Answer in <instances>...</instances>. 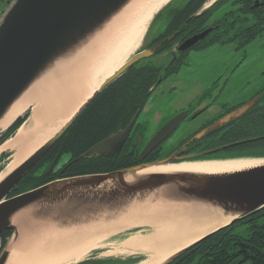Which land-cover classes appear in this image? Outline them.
Instances as JSON below:
<instances>
[{"label": "water", "instance_id": "1", "mask_svg": "<svg viewBox=\"0 0 264 264\" xmlns=\"http://www.w3.org/2000/svg\"><path fill=\"white\" fill-rule=\"evenodd\" d=\"M132 1L12 0L0 18V125L24 95L33 89V86L43 81L51 72L89 45L97 34ZM206 8L208 6L204 5L203 10ZM153 20L148 30H150ZM154 25L155 23L152 27ZM212 30L209 28L193 35L183 43L181 49L195 45L199 40L206 38ZM154 53L155 48L148 47L130 56L70 120L0 179V234L4 231H13L8 239L9 242L6 243L0 254V264H7L12 246L19 239L20 232L17 222L21 218L29 220L34 226L48 225L49 223L65 228L83 226L101 219L103 215L111 211L127 208L134 201H144L150 197L153 199L152 196L175 202L203 203L219 210L225 217L232 216L228 224L203 236L163 263L169 264L215 232L233 226L235 222L264 208V163L235 172L218 174L142 173L149 167L184 161L227 160L242 157L264 159V155L210 157V155L218 154L249 140H241L184 155L181 154L183 149H180L153 162L109 173L83 175L55 181L8 197L46 151L71 127L101 89L115 81L133 65L152 57ZM257 99L239 106L209 127L194 133L186 143L192 144L203 140L216 130L243 117L251 110ZM186 114L187 112H183L175 116L151 137L140 153L141 160L145 159L179 126ZM22 116L16 117L9 127ZM27 121H24L18 130ZM132 125L133 121L124 130L98 143L85 156L118 153L126 141ZM12 136V134L7 135L1 145ZM7 167L1 170L0 174Z\"/></svg>", "mask_w": 264, "mask_h": 264}, {"label": "bare ground", "instance_id": "2", "mask_svg": "<svg viewBox=\"0 0 264 264\" xmlns=\"http://www.w3.org/2000/svg\"><path fill=\"white\" fill-rule=\"evenodd\" d=\"M172 0H133L89 45L33 86L0 125L6 130L16 117L31 108V117L0 146L14 152L0 179L14 169L48 137L58 131L78 109L143 44L155 15ZM210 1L207 6L213 3ZM264 163L263 158L184 161L149 167L145 172L227 173ZM134 201L127 208L111 211L87 225L65 228L49 223L34 226L18 220L19 239L12 246L7 264H72L94 249L110 246L111 255L134 256V263L163 264L203 236L228 224L219 210L198 202H175L152 196ZM155 199V200H154ZM131 232L127 238L108 243L113 235ZM125 258V259H127ZM135 259V260H136Z\"/></svg>", "mask_w": 264, "mask_h": 264}, {"label": "flooded vegetation", "instance_id": "3", "mask_svg": "<svg viewBox=\"0 0 264 264\" xmlns=\"http://www.w3.org/2000/svg\"><path fill=\"white\" fill-rule=\"evenodd\" d=\"M210 1L212 0H206L202 7L194 13L192 17L205 13L214 4H219L217 7L219 8V6L224 4L227 0H214L208 8L203 10L204 5H208ZM234 4L236 6V9L233 10L236 11L234 15H224L222 19L216 18L213 20V14L216 8L211 11L208 16L204 17L203 27L199 28L196 32L192 33L193 25L189 22V17L187 18L185 16L182 22L180 19L176 20L174 14L171 18V33H169L166 38H160L161 30L155 38L149 39L148 36L147 48H155L154 55L150 57L152 63L138 62L115 81L101 89L98 93L101 94H97L93 99L94 101L92 100L87 105L71 127L49 150L46 151L42 158L20 180L16 189H14L8 197H13L55 181L83 175L109 173L123 168L153 162L160 159V156L165 158L180 149H183L182 155L207 150L203 149L207 146V142L187 144L186 142L192 135L186 137L187 139L182 142H172L171 138H173L182 123L189 117L194 119L202 112L200 110L192 114V108L187 104L186 107H183L175 115L177 116L183 112H187L179 126L145 159L141 160L140 158V153L151 137L174 118H171L168 122H162L165 118V114L163 113L164 105L161 104V107L158 108L156 103L149 104V102L155 100L153 94L157 88L183 67L192 50H202L215 43H228L231 41L235 42L236 40H239L242 44L241 46H243L257 36L264 35V0H234ZM209 28L213 30L206 38L199 40L195 45L187 49H181V46L187 39ZM263 95L264 94H259L256 96V98H258L257 102L253 105L251 110L260 103ZM170 106L168 102V108H170ZM237 108L238 106L231 108L221 117ZM156 115L157 118L160 115L159 119L157 121L155 120L153 123H155L158 128L156 127V130L152 132L147 127L149 122L145 121V117H153ZM132 121L133 125L130 133L118 153L114 155L107 153L103 155L94 154L93 156H85L86 153L98 143L124 130ZM214 122L215 121L209 122L198 131H202ZM224 128L218 129L215 132L219 131L222 135L224 133L222 131ZM3 135H5V133L2 134V136ZM259 137L260 136H258V138ZM239 145L240 144L235 146ZM262 215H264V208L235 222L234 227L239 223L253 222ZM234 227L231 229L233 230ZM12 233V230L1 233L0 239L4 236V244L2 246L1 240L0 254L7 243V238H9ZM106 261L109 262L113 260ZM195 261V264H197L198 261ZM84 264L98 263L97 261H87Z\"/></svg>", "mask_w": 264, "mask_h": 264}, {"label": "rangeland", "instance_id": "4", "mask_svg": "<svg viewBox=\"0 0 264 264\" xmlns=\"http://www.w3.org/2000/svg\"><path fill=\"white\" fill-rule=\"evenodd\" d=\"M186 1H173L170 11L180 8ZM8 6V0H0V18ZM235 9L234 0H227L214 11L213 20L216 18L222 19L227 11ZM170 11H166L157 20L151 31H147L143 44L138 51L147 48L148 35L149 39L156 37L163 27L166 17L169 16ZM241 45L240 41L236 40L235 42L215 43L202 50H192L183 67L165 80L154 92L153 96H155V100L149 102V104L156 103L158 108L161 107V104L164 105L163 113L165 114V118L162 122H168L171 118L175 117L176 113L183 107H186L187 104L192 108V114L200 110L202 111L194 119L189 117L182 123L173 138H171L172 142L179 143L184 141L187 139L186 137L193 135L204 125L218 120L231 108L249 103L257 95L264 94V35L257 36L247 44ZM168 102L171 105L170 108H168ZM31 112V108L26 109L21 118L29 121ZM159 116L158 118L157 115L145 117V121L149 122L147 127L152 132L157 127L153 122L157 121ZM10 128L0 132V140L2 139L0 146L2 141L7 137L2 136V134L8 132ZM17 131L13 134L11 133L13 135L11 138L15 136ZM13 154L14 152L11 150H5L0 153V171L11 163ZM255 224H264V215L253 222L236 224L233 233L241 237H247L251 232V226ZM134 231L136 229L113 235L109 238L108 243H115L127 238ZM8 239L7 242H9ZM1 240L3 246L4 236L0 239V243ZM109 250H111L110 246L94 249L83 260L72 264H81L87 261L102 262L106 260H113L111 261L112 263H130L138 260L134 257L136 255L128 256L127 258L126 255L108 254ZM195 263L196 261L192 260L187 264Z\"/></svg>", "mask_w": 264, "mask_h": 264}, {"label": "trees", "instance_id": "5", "mask_svg": "<svg viewBox=\"0 0 264 264\" xmlns=\"http://www.w3.org/2000/svg\"><path fill=\"white\" fill-rule=\"evenodd\" d=\"M11 1L12 0H8V4H10ZM205 1L206 0H187L180 8L171 11L170 8L172 3L165 6L152 22L153 25V23H156L166 11H170L169 16L166 17L163 27L161 28L160 38H166L168 34L171 33V18L174 14L175 19H180L182 22L185 16L187 18L189 17V22L193 25L192 33L203 27L204 17L208 16L209 13L215 10L219 5L214 4L205 13L192 17L193 14L202 7ZM235 12L236 11H228L225 13V16L234 15ZM139 63H152V60L151 58L144 59ZM24 121V118L18 119L4 136L6 137L11 133H15ZM222 131L224 132L222 135L219 131L213 132L208 138L200 140L198 143L207 142V146L203 149H208L225 143L238 142L241 140L249 141L218 154L210 155V157L264 155V95L260 103L257 104L254 109L238 121L228 125ZM258 136L260 137L258 138ZM160 158L162 157L160 156ZM232 227H234V225L215 232L209 238L196 244L169 264H187L192 260H197V264H264V224L252 225L251 232L247 237L235 235L233 233L234 229H231ZM97 263L111 264L112 262L102 261Z\"/></svg>", "mask_w": 264, "mask_h": 264}, {"label": "crops", "instance_id": "6", "mask_svg": "<svg viewBox=\"0 0 264 264\" xmlns=\"http://www.w3.org/2000/svg\"><path fill=\"white\" fill-rule=\"evenodd\" d=\"M176 1V0H175Z\"/></svg>", "mask_w": 264, "mask_h": 264}]
</instances>
